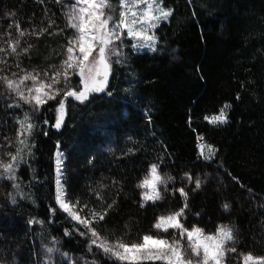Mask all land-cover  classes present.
I'll list each match as a JSON object with an SVG mask.
<instances>
[{
	"label": "trees",
	"instance_id": "trees-1",
	"mask_svg": "<svg viewBox=\"0 0 264 264\" xmlns=\"http://www.w3.org/2000/svg\"><path fill=\"white\" fill-rule=\"evenodd\" d=\"M67 1L0 0V77L59 81L55 99L34 110L0 79V162L18 153L14 173L0 169V264H127L91 245L84 225L59 208L57 152L64 155L67 202L102 237L180 239L154 224L184 206L183 188L186 228L209 235L220 225L234 229L236 252L227 253L226 264H243L249 253L264 257V0H163L171 15L156 29V51L126 48L106 91L65 100L57 129L59 102L67 91L83 90L77 71L64 76L73 34ZM225 105L227 123L206 119ZM25 113L30 135L21 134ZM201 144L216 150L210 159ZM152 164L166 181L163 199L141 207L136 185ZM90 210L106 215L92 219Z\"/></svg>",
	"mask_w": 264,
	"mask_h": 264
},
{
	"label": "snow or ice",
	"instance_id": "snow-or-ice-1",
	"mask_svg": "<svg viewBox=\"0 0 264 264\" xmlns=\"http://www.w3.org/2000/svg\"><path fill=\"white\" fill-rule=\"evenodd\" d=\"M141 4H146L147 8L138 13L136 9ZM154 5H156L155 8ZM119 6L123 9L119 13H115V5L110 0H75L70 6L71 10L68 13L67 23L70 28L75 30V35L69 41L70 46L67 48L68 55L63 63L64 76L67 79L68 69H76L81 78L83 90H69L66 92L64 99L59 102L57 109L59 115L54 124L57 129L63 123L66 108L65 100L68 97L84 102L88 99L89 93L104 91L108 77L111 74V56L123 55L122 43L118 47L115 42H122L124 30H126L128 37L137 41V43L132 45L133 48L151 47L155 51L154 45L150 43L155 41V36L148 34V28H155L161 19L166 20L171 15V10L160 7L158 0H119ZM105 9L108 11L106 12ZM157 12L159 13L158 15L156 14ZM17 27L19 26L17 25ZM20 35H24V32L21 31ZM18 46L19 41L17 40L15 45H11V51L15 53ZM77 48L79 55H74V51ZM94 52L96 55L93 57ZM90 57H92L91 60L89 59ZM13 75L16 74L13 73ZM59 75L60 73L57 72L56 76L59 77ZM0 79H3L8 88L26 103L33 104L34 102V110H39V106L46 104L48 100L55 99V94L45 92L44 89L45 87L51 89L53 84L59 82L53 78L52 83L46 85L39 74L32 73L21 76L18 81L8 77H0ZM26 81H31V86H27L25 84ZM25 88L27 89V94L25 93ZM228 107L230 106L225 105L224 108L220 109L219 115H214L211 118L206 117V119H210L213 124L227 123L226 108ZM27 120L28 114L25 113L24 120L21 121V134L27 130L30 135L34 125L31 123L26 124ZM200 139L203 140V137ZM20 143L27 146L26 140H21ZM204 147L209 149V155L205 158H211V155H214L216 150L211 145L202 144L201 148L203 149ZM201 154H204L203 151ZM9 155L11 156V162H0V169H3L6 173H14L18 162V153L17 155L9 153ZM61 155L60 152H57L56 202L59 208L67 213L72 220L84 225L91 234V245L98 247L105 255H110L116 261L127 262V264H141V262L145 261H164L166 264H193V258H196V264H224L226 253L236 252L234 229L228 225H220L215 234L209 235L205 234L203 228L193 226L189 230L181 223L180 218L183 217L184 209L188 207L187 193L183 188L178 191L184 197V206L179 211L161 215L154 224L155 229L165 233L169 229L178 230L180 239L173 237L169 241L160 237L159 234L155 236L145 234L140 242H128L119 237L114 240H109L107 236L102 237L97 229L91 226V220L87 217H82L77 211L73 210L69 202H66V192L61 182ZM158 168V164H152L149 173L136 185L137 188L144 189L141 193L143 198L141 207H144L149 201L155 203L163 199L158 185L166 184V181L159 174ZM172 179L173 177L171 176L167 177V180ZM200 186L201 181L197 179L195 188L199 189ZM108 207H111V205ZM228 207V204L224 205L225 209H228ZM90 215L92 219L98 217L99 220H103L106 211L101 213L90 210ZM66 234L69 233L66 232ZM80 234L85 235L84 232ZM184 239L187 241L186 248L181 243V240ZM47 251L51 253L54 249L49 247ZM89 251H91V247ZM186 254L187 258H185ZM243 264H264V257L257 258L249 253L244 255Z\"/></svg>",
	"mask_w": 264,
	"mask_h": 264
},
{
	"label": "rangeland",
	"instance_id": "rangeland-1",
	"mask_svg": "<svg viewBox=\"0 0 264 264\" xmlns=\"http://www.w3.org/2000/svg\"><path fill=\"white\" fill-rule=\"evenodd\" d=\"M75 2V0H69V1H67V3H66V12H67V16H68V13L70 12V10H71V8H70V6L73 4ZM110 2L111 3H113L114 5H115V13H119L120 11H122L123 9H121L120 8V6H119V0H110ZM158 3H159V6L160 7H163L164 8V5H163V0H158ZM156 7V5H154V8ZM147 8V5L146 4H141V5H139L138 6V8L136 9L137 10V12L138 13H140V12H142L143 10H145ZM105 11L107 12L108 10L107 9H105ZM115 13H114V15H115ZM157 15L159 14L158 12L156 13ZM170 17V16H169ZM169 17L165 20V19H161L157 24H156V27L155 28H151V27H149L148 28V34L149 35H154L155 36V41L154 42H150V43H152L153 45H154V47H155V51H156V49H157V39H156V34H155V32H156V29L162 24V23H164V22H167L168 20H169ZM71 30H72V32H73V34H72V38H73V36L75 35V30L74 29H72L71 28ZM121 43H122V53H123V55H120V56H111V64H112V68H111V74L109 75V77H108V81H110L111 80V77H112V70H113V68H114V65L117 63V61L118 60H121L123 57H124V55L126 54L125 52H126V48H128V47H130L131 48V50L134 52V53H145V52H155V51H153L152 49H151V47H142V48H140V47H138V48H133L132 47V45L134 44V43H137V41H134L132 38H130V37H128L127 36V34H126V30H124V37H123V39H122V42L121 41H116L115 42V44H116V46H120L121 45ZM74 55H79V50H78V48L77 49H75V51H74ZM96 55V53L94 52L93 53V57ZM90 60L92 59V57H90L89 58ZM74 70H75V72L77 71L76 69H68V72L69 73H72V72H74ZM25 84L27 85V86H31V84H32V82L31 81H26L25 82ZM108 86V85H107ZM107 86L105 87V91H106V88H107ZM22 87H24L23 85H22ZM44 91L45 92H49L50 94H52L53 93V89L51 88V89H49V88H47V87H45V89H44ZM25 93L27 94V89L25 88ZM33 104H34V102H33ZM33 104H29V106L30 107H33L32 105ZM217 124H220V123H217ZM224 124V123H223ZM202 145V144H201ZM201 145H200V152L202 153V151H203V157L205 158L206 156H208L209 155V149L208 148H206V147H204L203 149L201 148ZM62 154V153H61ZM61 161H62V163H61V182H62V177H63V170H62V168H63V164H64V155L62 154L61 155ZM205 159H210V158H205ZM56 163H57V161H56ZM159 172V171H158ZM160 174V173H159ZM62 185H63V183H62ZM161 185V184H160ZM160 185H158V189L160 190ZM64 187V186H63ZM65 190V189H64ZM144 191V189H142V192ZM65 200H66V196H65ZM66 202H67V200H66ZM149 202H152V201H149ZM62 210V209H61ZM74 210V209H73ZM75 211V210H74ZM159 232H162V231H160V230H158ZM170 231H173L174 232V234H178L179 233V231L178 230H174V229H169L168 230V232H170ZM173 234V235H174ZM206 234V233H205ZM180 236V235H179ZM176 238V237H175ZM172 239H170L169 241H171ZM182 242V245L186 248L187 247V241H186V239H184V240H181ZM55 249V248H54ZM57 255H58V253L54 250L53 252H52V256H54L55 258H56V261H57V259H58V257H57ZM226 255H227V253H226ZM226 255H225V258H224V264H226V262H225V260H226ZM107 257L110 259V260H112V261H115V262H119V261H116L113 257H111L110 255H107ZM185 258H187V254H186V257ZM160 263V264H166V262H164V261H145V262H141V263ZM123 263H127V262H123ZM88 264H96V262L95 263H93V262H90V263H88ZM193 264H196V258H193Z\"/></svg>",
	"mask_w": 264,
	"mask_h": 264
}]
</instances>
